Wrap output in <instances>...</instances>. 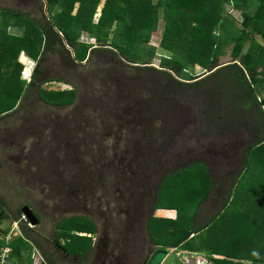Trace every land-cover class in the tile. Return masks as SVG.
<instances>
[{
  "label": "trees",
  "instance_id": "obj_1",
  "mask_svg": "<svg viewBox=\"0 0 264 264\" xmlns=\"http://www.w3.org/2000/svg\"><path fill=\"white\" fill-rule=\"evenodd\" d=\"M38 2L37 9L43 12L44 2ZM253 2L256 5L251 11ZM230 3L243 14L242 28L237 27L233 17L225 10ZM47 5L48 17L26 19L25 15L30 17V14L22 15L25 34L19 39H9L5 45V59L1 62L5 72L0 74V119L21 109L30 112L40 102L52 106L72 104L77 100L80 90L86 94V90L92 87L93 78H97L98 83L106 80L105 84L115 87L113 108L118 115L115 113L114 122L125 123L126 119L123 118L128 116L131 125L136 127V131L132 132L126 129L130 136L140 133L143 138L145 133L142 131L146 126L141 124L148 125L152 119L156 121L158 109L162 106L167 107L164 113L170 119L169 105L177 106L184 96L205 103L207 108L204 113L209 131L217 133L219 137L229 134L225 140L220 138V151L223 150L220 155L229 157L233 166L225 177L218 178L210 170V164L194 162L193 166L200 169L195 176L199 180L198 207L216 191H230L231 197L219 218H213L211 224L207 222L201 228L193 224L189 229L176 230L182 236L167 245L183 250L195 249L189 239L200 232L212 233L215 224L217 230L219 220L222 221L225 215L223 213H228L231 208L227 205L243 196L241 199L245 200L244 206L248 205L250 214L242 210L239 220L235 215L229 218L230 223L225 229V237L228 238L225 246L214 245L211 241L215 237L210 239L204 235L203 242L210 245L211 251L208 252V263L264 264V209L259 208L260 195L264 194V99H259V89L264 85V42L259 43L253 36L256 33L264 39V0H47ZM99 5H102L101 13L95 19ZM57 6L60 8L57 9ZM1 13L7 20L2 23L5 27L10 25L11 18L20 15L12 9L0 8ZM160 20L164 21L159 45L163 55L159 57L160 67H155L151 65V60L157 55V48L150 45V40ZM34 31L38 35L36 46L28 36ZM82 31L91 36L92 43L80 41ZM248 39L250 45L244 52V44ZM16 41L23 45L16 44ZM230 43L233 44L232 59L221 62L222 51ZM29 46L33 48L29 53L38 62L26 85V81L20 78L23 66L17 62V53L20 47L28 50ZM67 46L76 51V58ZM78 48L85 51L81 61L89 55L86 63L90 62L95 52H101L112 57L115 67L94 71L89 66L81 70L84 63L76 61L79 57ZM49 56L56 59L50 63L55 79L70 84L72 89L49 91L43 88V78L50 75L46 73L49 72V65H44ZM196 65L204 71L195 74ZM143 74L154 79H150L152 86L149 88H143L132 80L134 77L144 78L141 77ZM245 111L248 120L242 118ZM242 131L249 136L245 143L239 142L237 138ZM125 145L123 153L128 158L121 162L120 169L128 172L132 170L137 176L138 167L143 166V170H148L150 175L154 163L152 159L159 156L150 152L149 144L134 141L133 137L127 138ZM225 147L234 149V152L227 150V153ZM157 149L162 152L161 148ZM207 150L203 151L209 153L210 148ZM191 170L190 166L174 168L170 175L162 179L156 192L154 209L162 208L158 200L167 180L173 178L177 180L176 184L173 183L176 187H184L192 179ZM149 188L152 189L151 185ZM2 203L0 198V207ZM1 218L7 216L2 215ZM76 218L83 217L66 219L71 221L68 226L70 231L78 229L79 232H93L91 223ZM153 218L152 215L151 221ZM12 219L17 220L16 217ZM0 231V234H5L8 230ZM24 233L31 237L26 229ZM88 239L91 245L92 240ZM2 244L0 240V248ZM42 253L46 264H53L47 252ZM15 254L20 257L24 252H13Z\"/></svg>",
  "mask_w": 264,
  "mask_h": 264
},
{
  "label": "rangeland",
  "instance_id": "obj_2",
  "mask_svg": "<svg viewBox=\"0 0 264 264\" xmlns=\"http://www.w3.org/2000/svg\"><path fill=\"white\" fill-rule=\"evenodd\" d=\"M43 2L45 5L43 12L37 9V5L30 6L28 4H22L18 0H0V8L12 9L23 15L29 13L30 17L41 19L49 15L46 7L47 0H43ZM253 3L254 5L251 11L254 10V6L256 5L255 2ZM228 5H226L225 10H227ZM77 7L78 4L76 5ZM59 8L57 6V9ZM101 9L102 5H99L95 19L99 17ZM228 15L233 17L238 28H242L243 14L238 8L234 7L233 12ZM2 16L1 13L0 19H2L0 26L4 27L5 25L2 23H6L7 20ZM163 30L164 21L160 20L158 29L153 32L150 40V45L157 48V55L151 60V65L155 67H160L159 57L163 55V51L159 47ZM253 36L259 43L264 42V39L258 34L254 33ZM80 38L86 42L92 43L93 41L87 32H83ZM249 45L250 40L248 39L244 44V52L247 51ZM232 47L233 44L231 43L224 47L221 54V62H228L232 59ZM78 53H80L79 48ZM93 55L90 58V62L86 63L85 61L82 64L84 66L81 70L89 66L94 71L98 68L103 70L108 66L115 67L113 64L114 60H112L111 56L102 54L101 52H95ZM54 60L56 61L55 58ZM50 63H53V61L48 59L46 64L49 65V71H51L52 67ZM203 71V68L199 65L194 67L195 74H200ZM189 74L187 73V75ZM141 77L144 78L134 77L132 80L133 82L141 84L143 88L152 86L150 79L151 81L154 79L151 76L143 74ZM105 81L98 83V79L93 78V82L91 83L92 87L86 90V94L80 90L77 95V100L72 104L51 106L40 102L38 107H33L34 109L30 112H26V109H21L19 112L12 113L8 117L5 116L0 119V198L4 202L2 203L3 206L0 207V216H7L3 222V227H9L10 225L12 229L15 225H18L20 229L26 228V222L22 221L20 223L17 221L16 223H11L10 219L22 217L21 207L27 204L41 216V223L34 227V229L37 232L43 233L45 238L52 236L58 228L59 230H61V227L62 229H67L71 221H65L66 219L60 220L58 227H55L56 222L60 218L79 215L81 212H78L79 210L77 208H70L65 209L66 212H64V215L56 214L53 216V208L58 207L56 204L62 206L59 203L62 196L57 195L56 190L52 189L49 183L51 176L49 178H40V175H53V169H63L65 176L69 177L77 173L80 165L93 169L96 157L99 158V156L104 155L108 158L107 162H109L114 154L119 157L126 147L125 140L133 137L134 141L144 142L145 145L149 144L148 148L150 147V152L154 153L157 157L159 156L158 158L152 159L154 163L150 169V185L154 191L153 193L157 192L162 179L166 175H170L174 168L179 169L188 166L192 168V173H190L192 179L184 187L182 185L176 187L175 181L177 180H173V178L167 180L165 178L167 184L165 188H162V194L158 200L159 206L162 208L157 209V213L161 215H154L153 220L151 221L149 219L147 224L153 241L161 244L160 248L168 249L169 254L162 264H189L186 259L178 256V252L181 250H175L167 244L182 236V233L176 230L189 229V226L193 222H196L195 216L199 212L198 204L200 196L197 193L199 180L195 179V176L197 174L196 172L200 171V169L199 167L196 168V166H193L195 165L194 162H207L210 164V170L214 174L216 173L218 178L225 177L228 170L233 166L229 157L226 158L220 155V152L223 151H220V138L225 140L229 134L226 137L224 134H221V137H219L216 135L217 133H211L208 129L206 114L204 113L207 105L184 96L177 106L169 105L168 109L171 112L170 119L164 113L167 107L162 106L161 109H158L159 114L156 121L152 119L148 125L147 123L141 124L146 126L143 131L141 130L145 133L143 138H141L142 135L140 137V133L135 134V136H130L126 129L132 132L136 131V127L131 125L132 122L129 121L131 119H127L128 116L126 115L123 118L126 119L124 121L125 123L120 124L118 121L114 122L115 113L118 115L116 109L113 108L115 102V97L113 96L115 87L110 84H105ZM108 82L110 83L111 81L108 79ZM83 94L85 97L82 98ZM259 99H264L263 84L259 89ZM172 116L174 117L172 118ZM242 118L248 120L246 111L242 115ZM169 130H171L170 133ZM237 138L239 142L245 143L249 139V136L245 131H242ZM157 148H161L162 152ZM207 148H210L209 153L203 151L206 149L208 152ZM225 148L224 151L231 150L229 152H234V149ZM69 154L71 156L75 154V157L72 156L71 158ZM143 169V166L138 167L136 172L137 176L134 175L132 170L128 172L131 175L130 179L134 185L139 180L137 187L143 186V174L148 173V170L144 171ZM27 173H30L31 176L27 175ZM112 177L113 175L110 170L102 173V183L103 186H106L104 190L111 187L113 182ZM98 194H102V191H98ZM242 197L239 196L235 200L238 203L237 206H241L239 213L243 210L250 214L247 210L248 205L244 206L246 202L244 199H241ZM260 197L259 208L264 209V194L260 195ZM110 199L112 200L111 206H116L112 194H110ZM107 200L104 197V202ZM96 202L97 200L94 201V203ZM41 204L42 207H39ZM59 208L62 209V207ZM211 209V205H207V214L212 212ZM235 209L237 210V207ZM176 214L177 217L174 220L168 219V216L174 217ZM235 216L239 220L238 210ZM76 219L85 221L83 218ZM228 223L230 222L228 221ZM222 225L220 223L217 225V233L221 232ZM100 227L101 225H98L99 230ZM70 233V231H67L65 238L61 241L63 248L68 252L82 254L84 248L90 245V240L83 236L74 237ZM208 233L207 231L189 239L191 246L195 247L198 253L200 251V253L206 255L208 252H211L210 245L204 244L203 242L204 235L210 239H214ZM59 234L61 235L60 231ZM211 242L214 245L224 247L226 241H224L223 235L219 234ZM42 244H45V241ZM190 244L188 243L189 247ZM44 248L50 249L51 247L46 244ZM56 249L60 251L57 247ZM145 256L143 255L142 261L145 259ZM202 257L203 261H200L201 264H207L205 261H208V255ZM56 262V264H75L74 260L62 258L57 253Z\"/></svg>",
  "mask_w": 264,
  "mask_h": 264
},
{
  "label": "flooded vegetation",
  "instance_id": "obj_3",
  "mask_svg": "<svg viewBox=\"0 0 264 264\" xmlns=\"http://www.w3.org/2000/svg\"><path fill=\"white\" fill-rule=\"evenodd\" d=\"M18 1L32 6L37 5L39 0ZM69 156L71 155L69 154ZM72 156L75 157V154ZM127 158L124 153H121L119 157L114 154L107 162L108 158L102 155L95 158L93 164L95 169L80 165L77 173L69 177L65 176L63 169H53V175H40V178L51 176L49 183L52 189L56 190L57 195L62 196L59 200L62 206L56 204L58 207L53 208V216L64 215L65 209L77 208L81 213L75 216L83 217L93 226V232H87V236L81 235L92 240L90 248L84 251L88 253L83 254L79 259L73 257L75 264H148L154 253L161 249L153 246V240L147 227L148 220L156 210L154 209L156 192L153 193L154 191L149 188L150 175L149 173L143 174V186L137 187L139 180L134 185L128 171L120 169V164H123L121 162ZM106 170L112 172L113 182L111 187H108L109 189L104 190L106 186H103L102 183V173ZM27 175L31 176L30 173ZM98 191H102V194H98ZM110 194L114 196L116 204L114 207L111 206ZM104 197L108 199L106 202H104ZM96 200L97 202L94 203ZM24 206L21 207L23 216L19 217L18 221L26 222V230L33 236L45 238L43 233L34 229L41 223V216L27 205L39 219L37 225H32L22 210ZM39 207H42V204ZM71 217L60 218L55 227L60 225V220ZM98 225H101L100 230ZM46 244L49 246V243L45 242L42 247L44 248ZM57 248L64 254L68 253L62 245ZM143 255H146L144 262L142 261Z\"/></svg>",
  "mask_w": 264,
  "mask_h": 264
},
{
  "label": "crops",
  "instance_id": "obj_4",
  "mask_svg": "<svg viewBox=\"0 0 264 264\" xmlns=\"http://www.w3.org/2000/svg\"><path fill=\"white\" fill-rule=\"evenodd\" d=\"M22 15L23 14H20L17 17L11 18L10 25L8 27H5V26L1 27L0 26V74L5 72L4 68H2V66H1V62L3 59H5V54H6L5 45H6L7 41L9 39H12V38L19 39V38L23 37V35L25 34L26 26H24L25 20H23ZM25 17H26V19L31 18L27 15H25ZM1 19H0V21H1ZM83 32H86V31H82V33ZM82 33H81L80 37H82ZM36 35H37V31L31 32L30 35H28L32 44L35 46L38 44L37 43L38 35L37 36ZM80 41L84 42V43L86 42L81 38H80ZM16 44L23 45L22 43L20 44L18 41H16ZM43 45H44V43L42 44V47L40 49L41 52L43 50ZM67 47L71 51L73 57L76 58V55H75L76 51H74V49L70 46H67ZM32 49L33 48L31 46H29L28 50H26V47H20V49L17 53L18 54L17 55V62L23 66L22 74H21L20 78L22 80L26 81V85L29 82L31 74L33 73L35 67L37 66V62H38V60L33 58L32 55L29 53V51ZM17 50H18V48H17ZM79 51H80L79 57L76 59V61L84 63L87 60V57L89 55L86 57L85 60L81 61L80 58L82 55L85 54V51L81 50L80 48H79ZM49 57H50L49 60L50 59L52 61L54 60V58H52V56H49ZM44 65H46V62H44ZM46 73H49L50 75H47V76L45 75L46 77L43 78V80H44L43 82H45L43 85V88H45L49 91H52V90L53 91H58V90L63 91V90L72 89V86L70 84L56 80L55 75H53L55 72H53L52 70L49 72L46 71ZM68 94L70 95V93H68ZM3 95H6V94L4 93ZM229 192H225L224 190L213 192L212 195L209 197V199L199 207V212L196 216V222H193V224L196 228H201V227L205 226L206 223L207 222L210 223V221L213 218L214 219L219 218L224 206L229 201V197H231V192L230 193ZM231 203L227 205L229 207L231 206V208H229L228 213H223V214H225L223 216V220L220 221L218 219L219 223L221 225L223 223V225L221 226V232H219V233L223 235L224 241H226V240L228 241V238L226 239V237H225L226 225L227 226L229 225L228 220L232 215L234 216L236 214L237 210H238V214H239V209L241 207V206H237L238 203L236 201H232ZM209 204L211 205L212 212L207 214L206 207ZM236 207H237V210L235 209ZM174 211L176 212L175 209H174ZM157 212H158L157 209L154 210L153 216L154 215H161V214H158ZM176 217H177V214L174 217L168 216V219L174 220ZM5 219L0 220V230L1 229L8 230L7 233L0 234V240L3 243L1 248H0V255L3 254L4 252H7L6 257H5L6 261L4 264H43V263L46 264L47 262L43 256V253L41 254V252H47V254L50 256L51 262L53 264L57 263L56 262V253L60 254L62 256V258H66V259H70V260H73V257L79 259L83 254L88 253V252H82V254H79L77 252H68L67 251L68 253H70L68 255V253L64 254L63 252L58 251L56 249L57 246L62 245L61 241L65 238L67 231H70L69 228L62 229V227H61V230H59V228H58V230L55 231L52 236L46 237L45 239L44 238H34L35 236H33L32 233H30L28 230L27 231L30 233L31 237H28L25 235L24 229H26V228H21L22 229L21 230L20 227L18 226L20 232L19 231L15 232L14 227L11 229L10 225H9V227H3V222ZM10 221H11V223L12 222L16 223L18 221V218H17V220L10 219ZM225 221H226V225H225ZM208 226H210V225H208ZM59 231L61 232V235L59 234ZM212 231H213L212 233H209L210 236H212L213 238L219 236V233H217V231H216V224L214 225ZM200 234H201V232L198 233L196 236H198ZM70 235H72L74 237L75 236L80 237L81 235L87 236L88 233L87 232H79L78 229H73L71 231ZM196 236H194V237H196ZM43 241L49 243V246L51 248L50 249L47 248V250H44V248L42 247ZM160 245L161 244L153 243L154 247L160 248ZM170 247H172V246H170ZM173 249L183 250L180 247H173ZM186 251L198 253L197 249L186 250ZM13 252H24V254H22V256L18 257L16 254L13 255ZM198 254L201 256H207L208 255V254H206V255L202 254V253H200V251ZM206 262L208 264V261H206Z\"/></svg>",
  "mask_w": 264,
  "mask_h": 264
},
{
  "label": "water",
  "instance_id": "obj_5",
  "mask_svg": "<svg viewBox=\"0 0 264 264\" xmlns=\"http://www.w3.org/2000/svg\"><path fill=\"white\" fill-rule=\"evenodd\" d=\"M22 210L25 212V214L27 216V219L30 221V223L32 225H37L38 224L39 219L36 217L34 212L29 208V206L25 205L22 208ZM168 254H169L168 253V249H162V248L159 249L151 257V259L149 260L148 264H162L164 259L167 257ZM178 256L180 258H182V259H186L189 264H193V261L194 260L196 261L198 259L203 261V257L200 256L196 252H188L186 250H181V251L178 252Z\"/></svg>",
  "mask_w": 264,
  "mask_h": 264
},
{
  "label": "built area",
  "instance_id": "obj_6",
  "mask_svg": "<svg viewBox=\"0 0 264 264\" xmlns=\"http://www.w3.org/2000/svg\"><path fill=\"white\" fill-rule=\"evenodd\" d=\"M233 10H234V5H233V3H230L228 6H227V13H232L233 12ZM14 231L16 232H20V230H19V227H18V225H15L14 226ZM6 253L7 252H4L3 254H1L0 255V264H4L5 263V261H6V259H5V257H6Z\"/></svg>",
  "mask_w": 264,
  "mask_h": 264
},
{
  "label": "bare ground",
  "instance_id": "obj_7",
  "mask_svg": "<svg viewBox=\"0 0 264 264\" xmlns=\"http://www.w3.org/2000/svg\"><path fill=\"white\" fill-rule=\"evenodd\" d=\"M201 260L200 259H198V260H196V261H194L193 262V264H201V262H200Z\"/></svg>",
  "mask_w": 264,
  "mask_h": 264
}]
</instances>
